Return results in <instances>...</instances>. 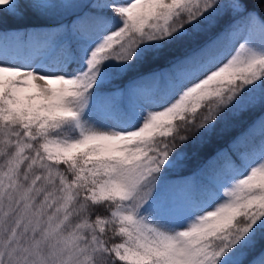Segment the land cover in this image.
<instances>
[{
	"label": "snow or ice",
	"instance_id": "6c2138e0",
	"mask_svg": "<svg viewBox=\"0 0 264 264\" xmlns=\"http://www.w3.org/2000/svg\"><path fill=\"white\" fill-rule=\"evenodd\" d=\"M0 264H264V0H0Z\"/></svg>",
	"mask_w": 264,
	"mask_h": 264
},
{
	"label": "trees",
	"instance_id": "16d2710c",
	"mask_svg": "<svg viewBox=\"0 0 264 264\" xmlns=\"http://www.w3.org/2000/svg\"><path fill=\"white\" fill-rule=\"evenodd\" d=\"M10 25H13V26H10ZM9 27H15L14 22H9Z\"/></svg>",
	"mask_w": 264,
	"mask_h": 264
},
{
	"label": "rangeland",
	"instance_id": "374dc122",
	"mask_svg": "<svg viewBox=\"0 0 264 264\" xmlns=\"http://www.w3.org/2000/svg\"><path fill=\"white\" fill-rule=\"evenodd\" d=\"M10 26H13V25H10ZM193 163H195V161H193Z\"/></svg>",
	"mask_w": 264,
	"mask_h": 264
}]
</instances>
